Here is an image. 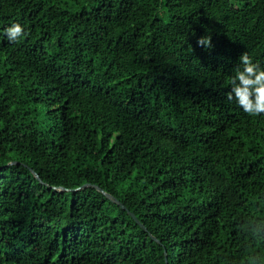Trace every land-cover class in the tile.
Returning a JSON list of instances; mask_svg holds the SVG:
<instances>
[{
	"label": "trees",
	"instance_id": "16d2710c",
	"mask_svg": "<svg viewBox=\"0 0 264 264\" xmlns=\"http://www.w3.org/2000/svg\"><path fill=\"white\" fill-rule=\"evenodd\" d=\"M244 52L264 0H0V264H264Z\"/></svg>",
	"mask_w": 264,
	"mask_h": 264
},
{
	"label": "clouds",
	"instance_id": "9594fccd",
	"mask_svg": "<svg viewBox=\"0 0 264 264\" xmlns=\"http://www.w3.org/2000/svg\"><path fill=\"white\" fill-rule=\"evenodd\" d=\"M8 39L16 42L24 35V28L16 23L5 30ZM212 37L202 36L197 46L212 48ZM242 68H237L231 79V91L227 94L228 101L236 103L250 116L264 114V68L253 63L247 52L239 57Z\"/></svg>",
	"mask_w": 264,
	"mask_h": 264
},
{
	"label": "water",
	"instance_id": "95a60500",
	"mask_svg": "<svg viewBox=\"0 0 264 264\" xmlns=\"http://www.w3.org/2000/svg\"><path fill=\"white\" fill-rule=\"evenodd\" d=\"M101 191H104L103 189L99 188ZM106 195L113 200L114 202L121 204L114 196H112L111 194L106 193ZM124 208H126L123 204H121ZM133 217H135L134 213H131ZM141 226L146 229V226L144 224H141Z\"/></svg>",
	"mask_w": 264,
	"mask_h": 264
}]
</instances>
